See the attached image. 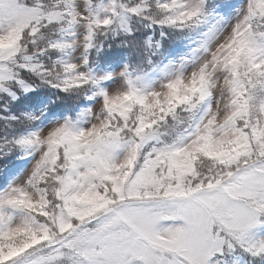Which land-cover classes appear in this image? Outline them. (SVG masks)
I'll return each mask as SVG.
<instances>
[{
  "label": "snow or ice",
  "instance_id": "1",
  "mask_svg": "<svg viewBox=\"0 0 264 264\" xmlns=\"http://www.w3.org/2000/svg\"><path fill=\"white\" fill-rule=\"evenodd\" d=\"M212 7L0 0L4 110L58 90L0 136V264H264V0L211 24L159 82L91 66L132 16L191 31Z\"/></svg>",
  "mask_w": 264,
  "mask_h": 264
},
{
  "label": "trees",
  "instance_id": "2",
  "mask_svg": "<svg viewBox=\"0 0 264 264\" xmlns=\"http://www.w3.org/2000/svg\"><path fill=\"white\" fill-rule=\"evenodd\" d=\"M206 2L213 6L210 23L191 31L167 26L161 27L151 24L143 17H130L129 20L133 26L132 32L124 33L117 29L109 33L103 41L104 46L100 48L99 54L95 55L96 62L91 65L92 68L99 67L103 71H112L118 63H125L130 68L137 70L144 69L147 71L151 67V71H147L149 76L151 72L160 69L171 59L178 61L181 57H189L192 50L197 47L203 33L215 20V16L221 12L223 8L221 5L239 7L243 0H206ZM149 37L152 41H159L160 47L158 49L146 46L145 42ZM149 58L152 61L151 65L148 64ZM57 91V89H51L47 86L35 88L26 93L25 96L32 97L35 95L39 100L38 103L21 104L19 101L13 100L7 105L6 111L4 110V102L0 101V112H3L4 116V118H0V136L14 133L22 134L24 131L22 127L16 125L15 122H9L11 116L21 111H36L38 113L44 101ZM62 95L67 94L62 93ZM53 103H59V101L53 100ZM49 110L53 113L57 111L52 104L45 107L46 115L49 114ZM15 156L18 161L21 159L20 153H16ZM0 175H3L2 170H0Z\"/></svg>",
  "mask_w": 264,
  "mask_h": 264
},
{
  "label": "rangeland",
  "instance_id": "3",
  "mask_svg": "<svg viewBox=\"0 0 264 264\" xmlns=\"http://www.w3.org/2000/svg\"><path fill=\"white\" fill-rule=\"evenodd\" d=\"M243 3H246V0H243ZM237 8H238V7H234V6H233V7H231V6L223 7L222 10H221V12L218 13V14L215 16V20L212 22V24L217 23V22H219V21H221V20H228V21L234 22V20H235V18H236V10H237ZM195 49H196V48H194V49L192 50V53H191V55H190L189 57H192V56L194 55V50H195ZM197 54H198V53H197ZM179 60H180V59H179ZM179 60L176 61V60L171 59L170 61L167 62V64H165V65H163L162 67H160V69L151 72L150 75H149L148 77H149L150 79L156 81V82H159V78L162 76L163 70H164L165 68H168V67H172V66H174L176 63L179 62ZM124 64H125V63H118L117 66H116L113 70H117V71H118L121 67H123ZM190 67H191V64L189 63V64H188V68H190ZM93 70L96 71V72H98V73H99V72H104V71H103L101 68H99V67H96V68H94ZM113 70H112V71H113ZM105 83H106V84H111V80L106 81Z\"/></svg>",
  "mask_w": 264,
  "mask_h": 264
}]
</instances>
